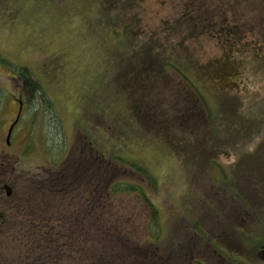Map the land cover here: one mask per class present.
I'll list each match as a JSON object with an SVG mask.
<instances>
[{"label":"rangeland","instance_id":"rangeland-1","mask_svg":"<svg viewBox=\"0 0 264 264\" xmlns=\"http://www.w3.org/2000/svg\"><path fill=\"white\" fill-rule=\"evenodd\" d=\"M132 2L124 11L118 0L109 12L117 23L134 25V39H169V45H177L175 53L196 61L201 69L232 53L237 73H229L230 80L224 81L228 86L208 79L191 81L199 90L201 85L209 88L200 90L212 109L209 118L204 117L202 101L175 69H159L157 81L147 77L136 60L129 59L135 40L126 50L117 39L107 37L103 0H86V6L71 0H0V58L13 70L0 66V81L23 68L25 78L37 84L33 87L37 99L28 110L37 124L29 130L28 143L34 142L16 164L15 177L23 183L17 192L26 187L24 192L36 203V187L52 188L49 183L37 184L36 177L61 176L70 165L78 178L119 181V191L133 190L124 181L138 183L159 212L152 222L151 207L141 195L117 191L105 198L95 225L86 224V215L79 217L73 252L57 253L52 248L50 254L61 256L56 264H99L104 254L103 223L115 220L122 223L128 241L144 246L146 234H156L159 228L156 220L160 247L175 234L198 230L196 222L215 230L208 238L219 245L223 239L236 254L249 241L264 242V0ZM14 81L19 79L11 84ZM219 87L226 88L220 93L239 96L231 101L237 115L213 111L218 100L212 92L218 93ZM3 101L1 96L0 108ZM10 103L6 114L15 112L16 104ZM65 139L71 143L67 158ZM44 150L51 152L54 166L49 167L50 156L46 158ZM115 156L137 161L155 179L114 160ZM60 166L62 171L54 175ZM73 187L79 207L84 190L77 182ZM48 200L56 206L52 198ZM221 230L223 237L216 238ZM24 233L6 221L0 225V264H24L26 256L45 255L40 247L18 243L25 239ZM107 248L117 249L113 244Z\"/></svg>","mask_w":264,"mask_h":264},{"label":"flooded vegetation","instance_id":"flooded-vegetation-1","mask_svg":"<svg viewBox=\"0 0 264 264\" xmlns=\"http://www.w3.org/2000/svg\"><path fill=\"white\" fill-rule=\"evenodd\" d=\"M4 63L5 60L0 58V66L10 71L11 66ZM25 73L26 71L21 68L11 75L8 74L7 79L0 81V97L4 98L0 108V217L8 215L6 220L0 219V225H4L6 221L7 226H18L19 230L25 231V239H20L18 243H23L25 248L40 247L42 252L45 251V255L42 256H26L24 264H56L61 256L51 255L52 251L50 250L54 248L57 253L58 251L60 253L74 251L75 230L81 222L79 217L86 215V224L95 225L99 221V216L103 214L106 205L105 198L107 199L118 192L122 194L129 191H108V185H105L104 181L96 182L93 181V178L86 180V176L78 178L75 173L70 171L71 166L67 165L61 176L58 174L62 171V166L57 172H54V175L58 176L36 177L39 179L37 184L49 183L52 185V188L50 185L36 187V203H33L35 199H32L30 194L27 195L26 191L24 192L26 187H23V191L20 193L17 192L18 184L22 185L23 183L18 176L15 177L16 164L27 153L29 146L33 144L34 140L28 143L29 130L32 125H37L33 121L32 112L28 111L31 102L37 99L34 100L33 97V87H37V84L26 80ZM16 78L19 81H14V84H11ZM10 102L16 104V109L13 114H6L5 111L11 104ZM64 143L66 153L63 156L67 158L71 143L66 139ZM44 153L46 158L50 156L48 158L49 167L54 166L55 161L50 162L51 152L48 153L44 150ZM64 173L66 174L64 175ZM75 182L80 184L84 190V194L82 193L84 197L79 199V207L75 204L73 194ZM129 182L134 185L132 187L134 190L129 193H136L143 197L138 191L140 188L146 196L141 185ZM49 198L53 199L55 207L48 200ZM155 216L158 217L159 212L158 208L154 206L152 222L155 220ZM105 220L107 221V219ZM107 222L104 221L101 229L104 254L99 257V264H264V242L262 240L249 241L238 255L229 249L231 246L228 242L220 240L225 231L221 230L220 234L216 233L215 235L216 238H220L219 245L218 242H215L216 240L208 238L215 230H211L210 227L207 230L205 227L197 225V222L198 230H193L194 233L185 230V233L181 235L175 234L170 237L166 246L163 244V247L156 244L157 239H160V224L157 220L159 228L156 229V234H146L147 245L145 246L140 245L139 242L128 241L122 235V223L118 220ZM149 225L152 226L151 223ZM117 228L121 229L117 231ZM33 232L34 234H32ZM81 235L80 232L77 238H80ZM111 244L117 249L107 248ZM78 245L82 246V242H79ZM109 252L110 254H108ZM113 253L116 255H112ZM259 258L262 262L258 261Z\"/></svg>","mask_w":264,"mask_h":264},{"label":"trees","instance_id":"trees-1","mask_svg":"<svg viewBox=\"0 0 264 264\" xmlns=\"http://www.w3.org/2000/svg\"><path fill=\"white\" fill-rule=\"evenodd\" d=\"M71 1H73V2L74 1H76V2L81 1L82 5L86 6V0H71ZM132 1L133 0H122V7H123L124 11L129 7V2H130V5H133ZM117 2H118V0H103V3H102L103 9H104V5L106 4V9L108 10L107 11L104 9L106 11L105 14H107V17L105 18V23L103 22L104 23L103 29L105 30V33H107L108 38L111 37L114 40L117 39V41L119 43L124 45L123 48L128 50V49H130L129 44L133 42L131 39H134V37L132 36V31H133L134 25L131 24L130 21L129 22L124 21L123 24H120V23H117L114 18H112V15L110 14L109 10L114 11L116 9ZM120 2H121V0H120ZM90 8H94V10L98 11V9L95 8L94 6H92ZM87 11H88V8L86 7V14H88ZM120 22H122V21H120ZM135 26H136V28L139 27L138 24H136ZM121 33L123 34L122 38L120 37ZM134 40L135 41L133 43L135 45H133V44L131 45L132 46L131 50L133 51V53L129 54V59L131 60L133 57V60L134 61L136 60L135 64H137L138 67L142 71H145L147 77H150V75H152V77L156 81L159 80L158 79L159 74H160L159 69H163L167 66H170L172 68V70L175 69L176 72H178L183 77V79H185L186 83L192 87L194 94L202 101V105L204 106L203 107L204 117L206 119L209 118L212 109L209 108L208 103L204 100L203 95L200 92V90L203 92V91H205V89H208V91H209V88H205L204 86L201 85L200 90H199L195 85L192 84L191 81H194V78L198 79L199 82L203 81L204 79H208V80L220 81V84L226 85V83H224V81L230 80V78L228 77L230 75L229 73H231V75H234L237 73V71H236L237 68L235 65L236 62L233 60L234 57L232 56V53H229V52H227L226 54L224 53L222 56L218 57L213 62L214 64H211L209 67H207L205 69H201L198 67L196 61L195 62L189 61V59L183 60L182 56H180V54L175 53L177 51V49H176L177 45L176 44H173L172 46H171V44L169 45L168 44L169 39H163L161 41L154 40L153 42H149V40H148V41L142 42L140 37H138L137 39L135 38ZM173 46H175V47H173ZM129 67L130 66H128V68ZM213 75H215V78L212 77ZM26 79H28V81H30V79L28 77ZM226 86H228V85H226ZM222 89H226V88L219 87L217 90L218 93L212 92V94H214V96L218 100V104H217V106L214 105L215 110H213V111L216 112V114H220L221 116H224V115L226 116L227 114L237 115L238 109L233 108V106L231 108V105H232L231 101H233V103H234V101H235L234 99H239V96H237V95L228 96L226 93H223L224 91H222L220 93V91ZM232 98H234V99H232ZM227 104H229V107L227 109L226 108L221 109V107L223 105L227 106ZM114 160H118V161L120 160L122 163L135 168L140 173L145 175L146 178H149L151 180L155 179L151 175L149 170L145 166H142L141 164H139L137 161L135 162V161L129 160L127 157H120V156H115ZM92 172H93V170H92ZM257 179L259 180L258 176L256 177V180ZM124 182L126 185L131 186V188L134 186L129 181H124ZM105 183H106L105 185H108V188H107L108 191L109 190L112 192L119 191V189H118L119 184H120L119 181L105 182ZM138 191L141 192L144 200H146L147 203L149 204V206L152 208V210H154V207L149 203L146 196H144L142 190L139 188ZM236 195H240V194H236ZM237 198L240 199L243 203H246V199L243 198L242 196H237ZM246 205H247V203H246ZM252 209H255V208L250 207V210L254 211Z\"/></svg>","mask_w":264,"mask_h":264}]
</instances>
